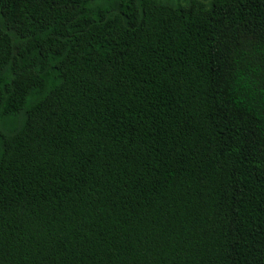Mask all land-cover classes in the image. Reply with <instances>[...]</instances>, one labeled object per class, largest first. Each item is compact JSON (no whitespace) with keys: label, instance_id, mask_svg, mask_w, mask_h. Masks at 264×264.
<instances>
[{"label":"trees","instance_id":"1","mask_svg":"<svg viewBox=\"0 0 264 264\" xmlns=\"http://www.w3.org/2000/svg\"><path fill=\"white\" fill-rule=\"evenodd\" d=\"M0 264H264V0H0Z\"/></svg>","mask_w":264,"mask_h":264}]
</instances>
